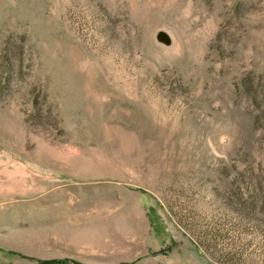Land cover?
I'll list each match as a JSON object with an SVG mask.
<instances>
[{
    "label": "rangeland",
    "instance_id": "obj_1",
    "mask_svg": "<svg viewBox=\"0 0 264 264\" xmlns=\"http://www.w3.org/2000/svg\"><path fill=\"white\" fill-rule=\"evenodd\" d=\"M264 264V0H0V264Z\"/></svg>",
    "mask_w": 264,
    "mask_h": 264
},
{
    "label": "trees",
    "instance_id": "obj_2",
    "mask_svg": "<svg viewBox=\"0 0 264 264\" xmlns=\"http://www.w3.org/2000/svg\"><path fill=\"white\" fill-rule=\"evenodd\" d=\"M43 264H54V262H49V263L47 262V263H43Z\"/></svg>",
    "mask_w": 264,
    "mask_h": 264
}]
</instances>
